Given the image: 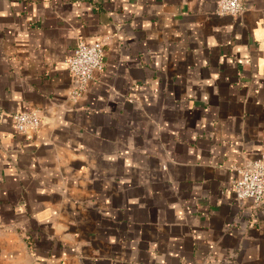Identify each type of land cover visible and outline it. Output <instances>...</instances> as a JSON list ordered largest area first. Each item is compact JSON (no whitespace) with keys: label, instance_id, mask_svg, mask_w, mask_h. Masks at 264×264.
Returning a JSON list of instances; mask_svg holds the SVG:
<instances>
[{"label":"crops","instance_id":"obj_1","mask_svg":"<svg viewBox=\"0 0 264 264\" xmlns=\"http://www.w3.org/2000/svg\"><path fill=\"white\" fill-rule=\"evenodd\" d=\"M217 1L0 0V264H264V202L232 193L264 154V0Z\"/></svg>","mask_w":264,"mask_h":264},{"label":"built area","instance_id":"obj_2","mask_svg":"<svg viewBox=\"0 0 264 264\" xmlns=\"http://www.w3.org/2000/svg\"><path fill=\"white\" fill-rule=\"evenodd\" d=\"M243 11L242 0H218L215 13L220 16L237 17ZM105 42L84 44L79 42L66 58L67 71L74 83L68 98L77 103L95 80L97 74L104 69ZM40 112L36 109L14 113L11 125L18 134L28 136L40 126ZM236 177L232 185V193L237 202L249 201L252 208L264 202V154L255 159L246 160L235 168ZM204 264H211L209 261Z\"/></svg>","mask_w":264,"mask_h":264}]
</instances>
